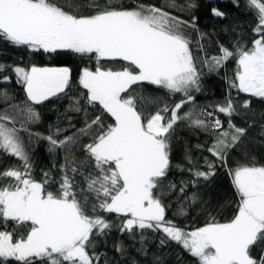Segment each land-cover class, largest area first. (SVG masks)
I'll use <instances>...</instances> for the list:
<instances>
[{"label": "snow or ice", "instance_id": "1", "mask_svg": "<svg viewBox=\"0 0 264 264\" xmlns=\"http://www.w3.org/2000/svg\"><path fill=\"white\" fill-rule=\"evenodd\" d=\"M233 3L239 7V0ZM245 5L256 16L253 32L258 38L251 47L239 40L232 49L219 44V54L209 57L193 55V41L187 32H199L196 17L185 20L173 14L195 9L193 0L183 4L165 0L159 7L137 3L132 8L123 7L121 0H66L64 5L54 0H0V39L34 52H63L96 60L94 71L84 67L79 76L86 95L70 97L61 114L68 126L61 127L58 117L56 125H49L47 135L31 131L30 125L41 122L37 106L68 95L70 67L13 66L25 99L10 103L15 97L0 90V102L8 105L0 110V151L20 161L19 166L0 171V182L8 181L0 183V222L15 225L12 231L0 230V264H115L107 253L96 251L114 228L133 238L134 229H139L141 245L145 230L161 232V246L167 240L176 242L199 264H264V165L253 158L227 167L230 153L241 146L247 132L231 120L242 114L233 104L231 89L264 99V0H245ZM211 12L218 18L226 15L216 7ZM205 38L206 34L199 32L198 51H203L201 41ZM230 59H235L236 69L234 78L228 79L229 94L224 102L215 104L213 111L198 108L192 92L202 90V66L208 74L218 73ZM101 60L123 61L127 66L104 68ZM6 67L0 64V72ZM145 82L181 94L182 99L171 108L165 104L154 113L146 112V105L158 101L136 94ZM189 103L192 108L181 113ZM97 105L101 114L112 119L111 124L106 125L101 115L88 119L87 107ZM250 105L251 101L245 100L241 107L250 111ZM68 111L83 114L82 127L75 128L66 116ZM216 112L229 118L227 128ZM178 122L211 133L214 139L207 151L215 157V161L204 158L207 171H202L186 149L185 160L192 165L187 171L193 179L182 181L179 192L183 194L189 184L196 186L198 180L209 181L217 164L225 167L239 197L231 220L219 222L211 217L203 227L186 231L166 219L165 189H177L167 176ZM72 128L75 131L64 135ZM21 132L27 133L28 147ZM85 137L90 142L82 143ZM40 140L47 142L51 156L55 157L57 150L63 153L58 181L52 170L42 172V181L32 175L28 148ZM80 150L83 158H77ZM52 186L56 191L49 190ZM188 199L195 203L199 196L194 192ZM107 214H116L120 222L105 219ZM179 214H185L183 206ZM19 228L24 231H17ZM113 247L125 255L122 243ZM138 251L147 254L144 247Z\"/></svg>", "mask_w": 264, "mask_h": 264}, {"label": "trees", "instance_id": "2", "mask_svg": "<svg viewBox=\"0 0 264 264\" xmlns=\"http://www.w3.org/2000/svg\"><path fill=\"white\" fill-rule=\"evenodd\" d=\"M59 5H64L66 0H54ZM79 2V0H75ZM104 3L105 0H99ZM178 3L183 4L185 0H177ZM197 7L190 12H173L174 15L181 16L183 19L188 20L190 17H196V24L199 32L206 34V38L201 41L204 45L203 51L197 50L196 41L199 39V32L189 30L187 34L193 41L191 47L194 56H212L219 54V44H223L229 49L233 48L235 41L239 40L241 43L246 44L248 47L252 46V41L258 38L253 32L256 26V16L253 12L249 11L245 5V0H239V7H237L233 0H193ZM123 7L132 8L137 3L151 4L155 6H162L165 0H121ZM216 7L220 11L226 13L225 17L218 18L212 15L211 8ZM169 10V9H166ZM0 64L7 67L3 72H0V78L7 76L9 80L5 81L0 79V90L6 89L10 95L15 97L12 102H19L25 99L23 85L17 82L15 73L12 71L13 66H21L28 68L31 65L38 67H62L67 66L72 69L71 75V88L68 95L57 99H52L42 105L37 106V110L41 113V122L39 124L30 125L33 132H41L45 135L49 133V125H56L57 118L60 117L59 124L61 127L68 126V120L65 113L70 102V97H79L85 90L79 85V76L84 67H89L93 71L96 68V60L94 57H82L69 53L58 52L56 54H45L41 52L30 51L26 47H17L0 39ZM100 64L104 68H111L113 70H120L122 67L127 66L123 61H106L101 60ZM236 69L235 59H230L226 62L225 66L219 70L218 73L213 72L208 74L207 67L202 66L205 73L202 78V90L200 92H192L195 96V105L198 108L213 111L214 105L223 103L225 97L229 94L228 79L234 78ZM134 88L136 86H133ZM136 94L143 95L144 97H151L158 101L157 105H146L144 110L146 112L154 113L157 107L162 108L165 104L171 108L182 99L181 94H170L166 89L158 88L143 83L136 89ZM231 97L233 104L237 108L238 113L241 115H233L232 122L238 126L247 129L246 135L242 138L240 147L232 150L228 157V168H234L237 164H244L251 161L253 158L258 165H264V99L252 97L250 94L238 92L237 89H231ZM245 100H250V111H246L241 107ZM81 105L84 101L81 100ZM8 105L0 102V110ZM192 108L189 103L181 109V113L188 111ZM89 113L88 119H93L96 115H101L102 121L107 125L113 121L107 114H101V109L97 105L95 108L92 106L87 107ZM215 115L219 116L223 126L227 128L228 117L224 114L216 112ZM66 116L71 117L72 123L75 128H80L84 123V116L82 113H74L68 111ZM249 125H251L249 127ZM19 127V123L16 125ZM75 128L69 129L64 135H69L75 131ZM21 136L25 140V146L28 147L27 133L21 132ZM62 138V137H61ZM213 135L206 133L202 130H194L186 126V122H178L176 131L173 136L172 152H171V165L167 180L176 184L175 191L168 192L165 189L166 195L163 196L162 202L167 205L166 219L173 221L176 225L186 231H192L199 227H203L210 222L211 217L219 222H226L231 220L237 211L239 197L231 183V177L225 167L217 164L215 169V176L209 181L203 179L197 181L196 186L189 184L186 191L181 194L179 187L181 182L190 181L193 179L191 173L187 171L192 167L185 160L186 149L190 152L195 166L199 167L202 171H207L204 164V158L209 161H215L208 151V146L213 142ZM90 142L87 137L82 140V143ZM196 145H202V148H197ZM48 144L44 140H40L35 147H29L31 160L34 165L32 175L35 180L42 181L44 179L42 172L52 170V176L57 181L60 177L58 171L59 164L62 163L63 153L57 150L55 157L51 156L47 151ZM77 158H83V151L76 152ZM56 168H53V165ZM20 161L10 155L4 154L0 151V171L19 166ZM179 165L180 168L175 167ZM181 168L184 170L182 171ZM91 170V169H88ZM80 182L81 187L84 186L81 177H76ZM3 181L0 183H6ZM51 191H56V186L49 188ZM197 193L199 199L192 203L189 197L193 193ZM183 206L184 215L179 214V209ZM105 219L119 223L116 214H107ZM120 219H123L121 217ZM15 225L9 222L7 226L0 222V230L12 231ZM23 232V228L17 229ZM146 237L144 244L140 243V230L134 229V238L127 232L121 233L118 228H114L108 235L105 242L99 243L96 251L107 253V256L115 261V264H131L135 260L137 264H199L198 259L188 253L180 244L167 240L161 246L160 240L162 238L161 232H153L152 230H145ZM122 243L126 249L124 256L116 252L113 247L114 244ZM141 247L146 248L147 254L138 251Z\"/></svg>", "mask_w": 264, "mask_h": 264}]
</instances>
